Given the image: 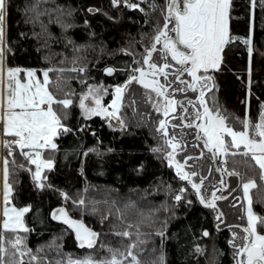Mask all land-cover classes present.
Listing matches in <instances>:
<instances>
[{
    "label": "snow or ice",
    "instance_id": "obj_1",
    "mask_svg": "<svg viewBox=\"0 0 264 264\" xmlns=\"http://www.w3.org/2000/svg\"><path fill=\"white\" fill-rule=\"evenodd\" d=\"M253 19L257 3L264 10V0H249ZM114 8L123 6L127 9L139 10L144 13V23L148 24L151 14L157 10L162 14L163 23L157 19L152 25L150 46L145 43L143 52L133 51L131 46L122 47L117 51L130 54L132 59L124 62V66L117 69L114 65H108L103 71L108 74L117 71L126 73L127 78L122 83L105 86L103 82L87 84L85 91L79 93V108L81 117L87 118L100 115L108 122L110 127H119L122 131L129 124L122 109L131 107L133 115H137V105L140 101L149 104L153 111L162 115L163 118L155 122V132L158 141L163 143L154 144L151 151L161 153L169 166H174L177 175L182 181L190 183L200 203L214 209L217 231L222 226L229 227L231 238L228 243L232 245L234 264H264V214L254 209L251 190L258 187L255 176H247L237 170L235 166L228 167V158L242 156L250 157L259 167V180L264 183V100L260 101L259 111L254 120L250 111L240 117L230 112L220 104L216 95L218 84L213 74L217 70L223 71L226 66V48L233 41H243L248 50V79L246 81V96L244 103L250 105L253 92L252 80V54L255 50L253 43L252 27L245 36L233 34L230 25L234 0H165L163 5L158 0H110ZM13 7V0H0V124L3 126L5 138L4 146L9 155L3 158V197L4 208L2 230H0V264H52L47 256L41 257L43 247L33 250L21 235V230L26 233L29 225L25 221L24 214L32 207L27 204L18 207L15 203H9L15 191L12 174L20 169L28 171L32 180L39 188L54 187L47 182L45 170L54 167L53 158H44V151H56L59 149L58 137L62 133L75 131L64 122L61 112L56 106L63 108V116L67 115L68 106L73 105V99L59 98L57 90L62 81L72 79L66 73L75 72L76 78L84 84L88 79L90 62H85L84 52L95 45L80 44L70 35L76 23V13L84 11L72 5L57 4L55 0H28L22 9L25 23L33 26L31 35L38 40L44 39L41 45L49 48L53 41L63 40L64 44L71 45L72 55L67 52L58 53L63 57L53 67H23L6 64L7 56L14 50L5 41V22ZM101 9L89 5L87 12H99ZM105 15H108L106 12ZM117 19V17H112ZM84 26H90V21L85 19ZM59 25L60 35L52 31V27ZM39 31H36V28ZM29 33L22 32L21 36ZM148 33L141 34L136 43H144ZM95 36V32L89 33ZM104 51L103 46L100 49ZM109 55L113 53L109 52ZM139 57V58H137ZM44 60L51 63L49 55ZM146 65V67H145ZM55 73V78L51 73ZM42 73V77L39 75ZM83 74V77L80 74ZM133 83L143 86L144 93L139 98L130 91ZM112 91V98L108 104L104 103V97ZM191 92L192 95H186ZM75 95V93H71ZM151 120V113H146ZM144 120V117H140ZM113 120L115 123H113ZM180 123H176V121ZM236 122L240 127H236ZM86 125H80V129ZM192 130L191 139L193 146L199 149L192 155H183L177 158L178 153H183L187 147L185 139ZM178 130V133H177ZM95 135V130H93ZM203 141V145L199 143ZM16 146L28 163L16 164L13 153ZM213 161L217 162V171L221 175L219 186L228 189L229 184L223 179L224 175L239 178L237 189L242 188L243 195L240 199L233 198L236 204L244 203V218L246 223L239 225H226L225 213L219 208L217 200L225 199L217 195V188H211L208 195L203 188L207 177L196 171H189V160L196 161L205 156V151ZM111 151L100 149L98 145L86 149L88 152ZM11 157V160L9 159ZM236 161H233L235 164ZM247 163V161H245ZM30 165H34L33 168ZM138 168L142 169L143 165ZM212 169L209 168V173ZM199 176V181L194 177ZM65 201L71 200L77 207L83 206L93 214H100V223L104 224L112 217L115 210L117 219L125 221L127 228L116 232L117 235L127 238L130 243L123 249L113 248L110 244L100 243L101 249H107V254L97 256L89 252L82 257H74L71 253L64 254L55 264H167V256L163 251V243L167 234V225L175 216L174 205H169L167 199L159 206H142L148 195L144 190V196L132 199L129 195L120 198L119 190L110 189L105 198L101 200H88L86 195L73 198L64 189L59 190ZM86 193V189L84 190ZM139 189H130L129 192H138ZM154 192L167 191L171 199L179 204L192 200L188 197L187 189L182 185L174 189L171 183H162L153 188ZM232 191H236L233 189ZM116 193V195H113ZM231 195V192L229 193ZM264 202V197H261ZM90 205V209H89ZM100 205H107L108 212L104 215ZM51 215L65 221L71 229L75 230L76 239L83 247L87 245L93 248L99 241L100 233L88 227L82 218H74L69 215V210L64 206L52 209ZM135 215L134 221L126 220V216ZM145 226L154 231H144ZM239 228L241 231H236ZM115 230V225L113 226ZM11 231L12 237L7 233ZM204 236L210 235L207 228L202 229ZM160 237V251L156 248H148V241L153 236ZM53 238L48 247L55 245L57 251L60 246ZM197 253L204 251L199 243L194 245ZM148 256L142 258L141 254Z\"/></svg>",
    "mask_w": 264,
    "mask_h": 264
},
{
    "label": "trees",
    "instance_id": "obj_2",
    "mask_svg": "<svg viewBox=\"0 0 264 264\" xmlns=\"http://www.w3.org/2000/svg\"><path fill=\"white\" fill-rule=\"evenodd\" d=\"M27 2L28 0H13V7L5 22V41L14 50L7 56L6 64L23 67H53L63 59L58 53L67 52L71 57V45L66 46L62 39L53 41L49 48H43L41 45L44 43V39L38 40L31 35L33 26L30 23H25V16L22 11ZM55 3L70 4L76 8L84 9V11L76 13L78 26L71 30L70 35L80 44L95 45V47H89L83 54L86 58L85 62H90L89 79L84 84H81V79L76 78L77 74L75 72H70L66 75L71 76L72 79L62 81L59 90L52 89L61 99L64 98L65 94H68V98L73 99L74 103L68 106L66 116H63L62 106L57 105L56 108L58 112H61L64 122L72 129H76L75 131L62 133L60 137L56 138L59 145L58 150L54 152L44 151V158L54 159V167L50 170L46 169L44 172L48 178L47 182L54 187L39 188L34 184L31 173L24 169L12 174L11 182H13L15 191L11 202L18 207L27 204L32 205L24 215L29 230L26 233L21 230V234L26 237L27 245L35 250L40 246H48L53 238H57L56 244L60 246V251L84 253L95 248V246L89 248L88 246L82 247L79 245L74 231L66 224L53 218L51 212L57 206L66 207L69 214L74 218H82L87 226L100 232L101 237H103L105 230L110 229V223L114 222L113 218L117 219L116 212L113 210L112 216H115L101 224L99 222L100 214H93L83 206L77 207L71 200L66 202L59 191L60 189L67 191L73 198L86 195L89 201L105 198L110 189L119 190L120 198H126L130 195L132 199H138L144 196V190L146 189L149 193L144 199L146 202L152 200L153 205L159 206L162 201L167 199L169 205H174L173 210L176 214L168 222L167 234L163 243L167 264H233V249L232 245L228 243L230 230L217 231L213 209L200 203L191 186L186 181L181 180L161 153L151 151L154 144H162L163 142L158 141L156 133L153 132V135L147 128L146 111L141 114L144 120L141 121L143 124L140 127L128 126L123 131L119 127H110L104 117L98 114L87 118L81 117L79 93L87 88V84L100 80L112 85L122 83L127 78L125 72L117 71L113 76H110L105 74L103 68L114 65L117 69H120L124 66V62L132 59L130 54L117 51L122 47L131 46L133 51L143 52L145 43L150 46V38L153 34L152 25L155 24L157 19H160L163 23L162 14L159 10L153 12L149 23L145 24L144 13L123 6L114 8L111 6L110 0H55ZM158 3L163 5L165 0H158ZM89 5H94L101 11L87 12ZM106 12L108 15H105ZM112 17H117V19H112ZM85 19L90 21V26H84L83 21ZM230 25L233 34L241 36L248 35L249 29L252 27L255 48L252 54V80L255 94L250 100V105L244 103L246 96L245 84L248 79V50L243 41H233L226 48V66L224 70H217L213 73L219 86L216 95L220 104L224 105L230 112L243 117L246 110H248L255 120L260 101L264 100V10L257 4L253 19L249 0H234V11L232 12ZM35 30L39 31V28L37 27ZM52 31L59 36V25L53 26ZM22 32L29 34L21 36L20 33ZM91 32H95V36H89ZM143 33L149 34L145 38V42L136 43ZM101 46L104 48L103 52L100 51ZM109 52L113 54L109 55ZM46 54L51 57V63L44 60ZM51 75L55 78L56 74L53 72ZM80 76L83 77V74L81 73ZM133 88L130 91L135 93L136 97L143 95L144 89L141 85L135 83ZM71 93H75V95L73 96ZM106 98L109 101L110 93ZM122 113L126 115L129 120L128 123L131 122V116L134 119L135 115H133L132 109L124 108ZM113 122L115 123L114 120ZM82 124L86 127L80 129ZM235 125L240 127L238 122ZM152 127L155 129V125ZM93 130H95V135ZM186 131L189 135L185 139L190 144L193 133L191 129L186 128ZM94 145H98L100 149H111V151H101L99 154L88 152L85 154V150L92 148ZM5 154L6 156L9 155L7 148ZM13 155L17 165L28 163L18 146H16ZM9 159L11 160V157ZM234 160L236 161L235 164H233ZM199 161L205 167V170L207 168L206 182H209L212 178L215 179V181L213 180L215 183L217 178L220 177L215 164L204 157L199 158ZM141 164L143 165L142 169L138 168ZM30 166L34 170L35 166ZM233 166L238 171L246 173L247 176L257 178L258 187L252 189L251 194L254 209L258 213L264 214V202H261L260 199L264 197V183L259 180L258 165H255L250 157L229 156L228 167ZM209 168L212 169L211 173H209ZM233 177L230 178L236 183L237 178ZM162 183H171L174 189H179L183 185L187 189L192 204L189 206L184 203L183 197L182 202L176 204L171 199V195H174V193L169 194L167 191L154 192L153 188L157 185L162 186ZM130 189H139L140 191L130 193ZM113 195H116V193H113ZM241 195L242 191L239 188L233 195L219 201V207L226 216L225 224L246 223L243 201L236 204L233 199H240ZM142 206H148V203H143ZM100 207L103 209L104 215H107L108 206L100 205ZM135 219L131 220L134 221ZM203 228H207L210 235L204 236L202 233ZM152 230V228H144V231ZM8 233L12 234L11 231ZM104 237L108 238L106 234H104ZM154 241L153 245L158 253L160 251V237L155 236ZM197 243L202 245L205 250L197 253L194 249V245ZM115 246L117 248L119 245ZM47 257L52 261L49 255ZM52 264H54L53 261Z\"/></svg>",
    "mask_w": 264,
    "mask_h": 264
},
{
    "label": "rangeland",
    "instance_id": "obj_3",
    "mask_svg": "<svg viewBox=\"0 0 264 264\" xmlns=\"http://www.w3.org/2000/svg\"><path fill=\"white\" fill-rule=\"evenodd\" d=\"M146 3H147V0H146ZM257 4H259V3H257ZM145 67H146V65H145ZM41 77H42V73H40L39 74ZM99 82H103V84L105 85V86H112V84H109V83H106V82H104V81H102V80H100V81H97V82H93V83H91V84H96V83H99ZM133 84H135V83H133ZM133 84L131 85V87H130V89H132L133 88ZM137 84V83H136ZM141 87H143V86H141ZM134 89V88H133ZM86 90V89H85ZM84 90V91H85ZM110 93V99H109V101H108V99L106 98V97H108V95H106L103 99H104V103H106V104H108L109 102H110V100H111V98H112V91H110L109 92ZM142 95V94H141ZM137 97H140V95H138ZM107 99V100H106ZM128 108H130V110L132 109L131 107H127V108H125V109H128ZM146 111V112H145ZM144 112L145 113H151L152 115H151V120H149L148 119V117H147V128H149V130L151 131V133H153V132H155V130H154V128L152 127L151 128V126H153V125H155V122L158 120V119H160V118H163L162 117V115H160V114H157V113H155L154 111H153V109L151 108V106L149 105V104H145L144 102H142V101H140L139 103H138V105H137V115H135L134 116V119H133V117L131 116V122L130 123H128L129 124V127L130 126H133V127H140L141 126V124H143L141 121V119H140V116H141V114H144ZM127 121H129L128 119H127ZM177 122L178 123H180V121H178L177 120ZM114 123V122H113ZM151 123H152V125H151ZM236 126V125H235ZM237 127V126H236ZM156 133V132H155ZM177 133H178V130H177ZM153 135H154V133H153ZM11 137L12 136H10V135H8L7 137L5 136V134L3 133V126H2V124H0V151H1V160L3 159V155H4V157H5V149H6V147L4 146V144H3V140L5 139V138H8V139H11ZM190 146V144H189V142H187V147L184 149V152L183 153H178L177 154V158H180V159H182V157H183V155H192V154H194V153H196V152H198L199 150H196V149H194V148H191V147H189ZM206 154H205V156H204V158L205 159H210L211 160V162L213 163V164H215L214 163V161L211 159V157L207 154L208 152H205ZM189 168L187 169V170H189V171H196V172H198V173H202L203 174V176H205V177H207L208 176V174H207V168H206V170H205V167L200 163V161H199V159L198 160H196V161H192V160H189ZM216 167H217V165H215ZM174 170H175V167L174 166H171ZM176 172V171H175ZM220 174V173H219ZM227 174H225L224 176H226ZM0 177H1V186H0V190H1V194H0V201H1V204H0V230H2V221H3V219H4V215H3V208H4V197H3V191H4V185H3V166H1V170H0ZM232 177V176H231ZM194 179H197V181H199V176H197V177H194ZM221 179V175H220V177L219 178H217V181L214 183V181H215V179H212L211 178V180L209 181V182H206V180H205V182H204V185H203V188L206 190V193L208 194V195H210L211 194V188H213V187H216L217 188V195L218 196H224L225 197V194H226V190H224V189H222L220 186H219V180ZM214 180V181H213ZM188 183V182H187ZM188 185H190V183H188ZM191 186V185H190ZM241 189V191H242V195H243V190H242V188H240ZM242 195H241V197H242ZM152 198V197H151ZM220 200H222V199H220ZM220 200H217V204L219 205L220 204ZM231 201H233V199H231ZM243 201V200H242ZM9 203H12L11 202V200L9 201ZM145 204V203H148V206L147 207H156L155 205H153V203H152V200H149V201H147L146 202V200H143V201H141V205L142 204ZM244 201H243V205H244ZM220 208V207H219ZM221 209V208H220ZM213 211H214V209H213ZM25 215V214H24ZM115 215H113L112 217H114ZM115 218V217H114ZM113 218V221L114 222H112V224L110 223V229H108V230H105L104 232L105 233H103V237H101V235H100V237H99V241H98V243L95 245V248H93V249H90V250H88V251H86V252H84V253H76V252H65V251H57V249H56V247H55V245H53L51 248L50 247H48V246H42L43 247V251L42 252H40L39 253V255L41 256V257H44V256H47V255H49L50 256V258H51V260L53 261V263L55 264V262L57 261V260H59L60 259V257L61 256H64V254H67V253H71L74 257H82V256H84L85 254H87V253H89V252H94L97 256H101V255H104V254H107V249L105 248V249H101L100 248V243H104V244H110L112 247L113 246H115V245H119L117 248H119V249H123V248H125L129 243H130V241L127 239V238H124V237H122V236H119V235H117L116 234V232H118V231H121V230H123L124 228H127V223L125 222V221H121V220H118V219H114ZM134 218H136L135 217V215H129V216H126V220H131V219H134ZM246 220V219H245ZM131 221H133V220H131ZM226 221V220H225ZM225 221H224V223H225ZM115 225V230H113V226ZM147 229H151V228H148L147 226H145ZM231 230L232 229H230V233H231ZM236 231H241L240 229H235ZM152 231H154V229L152 230ZM98 232V231H97ZM100 233V232H99ZM101 234V233H100ZM104 234H106L107 236H108V238L107 237H104ZM7 235L9 236V237H12V234H10V233H7ZM22 235V234H21ZM101 238V239H100ZM106 238H107V241H106ZM230 238H231V234H230ZM155 240V236H153V238L151 239V240H149L148 241V248H156L153 244H154V241ZM53 241V240H52ZM52 241L50 242V243H52ZM25 242H26V240H25ZM118 243V244H115L114 245V243ZM213 242V241H212ZM55 243H56V241H55ZM27 244V243H26ZM210 244V243H209ZM41 247V246H40ZM113 248H116V246L115 247H113ZM158 254V253H157ZM141 256H142V258H144V259H148V257H146V255L145 254H141ZM146 257V258H145ZM211 259H212V257H211ZM234 264V263H233Z\"/></svg>",
    "mask_w": 264,
    "mask_h": 264
},
{
    "label": "flooded vegetation",
    "instance_id": "obj_4",
    "mask_svg": "<svg viewBox=\"0 0 264 264\" xmlns=\"http://www.w3.org/2000/svg\"><path fill=\"white\" fill-rule=\"evenodd\" d=\"M114 74H115V73H112V75H110V76H113ZM186 95H192V93L189 92V93H187ZM176 123H178V122L176 121ZM199 143L201 144V146L203 145V141H200ZM189 147L194 148V149H196V150H199V149H197V148H195V147L193 146V140H191V142H190V146H189ZM203 150H204L205 152H208L207 149H203ZM214 163H215V165H217V162H216V161H214ZM233 176H234V175H233ZM230 177H231V176H228V175H226V176L223 177L224 181H225L226 183L229 184V188H228V189H224V190L227 191L226 194H225V197H229V196H230V195H229L230 192H231V195H233L236 191H238V189H237V184H238V182H239V178L236 177V176H234L233 178H237V182L234 183L233 179L231 180ZM233 189H236V191H232ZM226 225H239V224H238V223H227ZM224 229H229V230H230L229 227L222 226V227H221V230H224Z\"/></svg>",
    "mask_w": 264,
    "mask_h": 264
},
{
    "label": "water",
    "instance_id": "obj_5",
    "mask_svg": "<svg viewBox=\"0 0 264 264\" xmlns=\"http://www.w3.org/2000/svg\"><path fill=\"white\" fill-rule=\"evenodd\" d=\"M105 74H107V75H112V74H108V73H105ZM70 215V214H69ZM54 218V217H53ZM55 219V218H54ZM56 221H58V222H60V223H64V224H66L67 226H69L65 221H62V220H57V219H55ZM86 224V223H85ZM70 227V226H69ZM89 227V226H88ZM73 231H74V233H75V230L74 229H72ZM75 236H76V234H75ZM78 241V240H77ZM78 243H79V241H78ZM79 245H80V243H79ZM85 246H87V245H85Z\"/></svg>",
    "mask_w": 264,
    "mask_h": 264
},
{
    "label": "crops",
    "instance_id": "obj_6",
    "mask_svg": "<svg viewBox=\"0 0 264 264\" xmlns=\"http://www.w3.org/2000/svg\"><path fill=\"white\" fill-rule=\"evenodd\" d=\"M11 136V135H10ZM3 158H4V156H3ZM2 166H3V159H2Z\"/></svg>",
    "mask_w": 264,
    "mask_h": 264
}]
</instances>
